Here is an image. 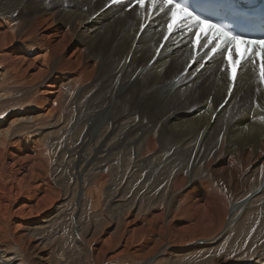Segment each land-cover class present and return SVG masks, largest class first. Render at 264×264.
<instances>
[{
	"label": "bare ground",
	"instance_id": "1",
	"mask_svg": "<svg viewBox=\"0 0 264 264\" xmlns=\"http://www.w3.org/2000/svg\"><path fill=\"white\" fill-rule=\"evenodd\" d=\"M110 1L0 0V256L14 255L0 264H264V82L255 58L233 81L220 55H205L206 40L193 45L187 31L165 40L167 16L150 0ZM68 92L71 126L58 112ZM89 122L98 124L85 129ZM62 131L79 134L64 144L65 163L83 179L136 153L138 189L148 195L122 184L100 208L99 173L81 190L94 226L84 228L77 208L72 243L54 256L40 234L62 204L40 141Z\"/></svg>",
	"mask_w": 264,
	"mask_h": 264
},
{
	"label": "rangeland",
	"instance_id": "2",
	"mask_svg": "<svg viewBox=\"0 0 264 264\" xmlns=\"http://www.w3.org/2000/svg\"><path fill=\"white\" fill-rule=\"evenodd\" d=\"M60 19V17H59ZM64 20V19H62ZM65 21V20H64ZM66 22V21H65ZM221 59V58H220ZM40 82H37L36 84H39ZM33 89H37L38 86L32 85ZM70 92H68L66 95H64L61 105L58 108V112L61 114V117L63 120L68 121L69 125L71 126L73 120L76 117L77 113V106L75 104V97L74 95H70ZM32 106V105H31ZM30 105H27L24 107V109H28L31 107ZM75 106V109H74ZM33 107H36L34 105ZM37 108H33L35 110ZM16 109H10V111H13ZM21 110V111H22ZM33 110L29 113V111H26L25 114H29L30 116L33 115ZM36 114V113H34ZM74 114V117H73ZM73 119V120H72ZM70 120V121H69ZM98 123L94 124L92 122H89L88 125L85 127V129H89L88 127L94 129ZM63 131L60 134L54 135L50 134L48 136L42 137L40 144H42L43 149H45V159H46V169L47 174L50 176V180L54 183L55 188L58 190V201L62 205L60 206V213L58 216L51 218L49 222L48 227L41 228L42 235L45 238L44 245L47 246L49 249L54 250V256L55 254L58 255V250L61 247L63 243L66 242L70 246L72 243V234L74 232V226H76L75 223H77V217L74 216V213L76 212L77 208H81V219L80 223L84 225V228L86 229V226L88 227L89 224L94 226L93 219H89L88 214V199L87 195L81 197V190H83V184L87 187L88 185H93V183L96 181L97 177L99 178L100 174L104 175V181L100 182V203L101 207L104 208L110 199L111 192L119 185L122 184H128L133 186V196L141 198L146 197L148 193L145 194V191H141L139 188H143L144 180L142 174L140 171H137L138 168H135L136 165V153H132V155H123L122 153L116 154L113 156L112 164L110 167H104V168H96L95 170L90 172H87L88 174L84 176V179L82 176H79V173L75 172L78 171V168H75L74 165L71 163L70 165H66L65 161L68 160V153L66 151V148H64V144L66 141L70 144L71 142H75L78 138L79 134L72 133L70 136H63ZM64 138V139H63ZM63 139V140H62ZM119 157L117 159V157ZM136 157V158H135ZM123 160V161H121ZM135 160V161H134ZM132 161V162H131ZM134 161V162H133ZM117 162V163H116ZM119 163V164H118ZM131 163V165H130ZM122 166H121V165ZM135 164V165H134ZM117 165V166H116ZM119 165V167H118ZM116 166V168H115ZM128 166V167H127ZM244 169L246 168H240V171L244 173ZM102 170V171H101ZM134 170V172H133ZM247 170V169H246ZM132 172V173H130ZM100 173V174H99ZM251 173V180H253V184L258 183L260 172L258 174V169H256L254 172ZM90 174V175H89ZM89 175V176H88ZM238 172L237 170H233L229 176L227 177L230 181L229 184L232 185L234 181L237 180ZM79 176V177H77ZM86 182H85V181ZM139 180V181H138ZM126 181V183H125ZM84 182V183H83ZM92 183V184H91ZM80 184V185H79ZM82 184V185H81ZM137 187H136V186ZM87 193V188H85ZM139 193V194H138ZM142 196H139V195ZM85 198V199H84ZM60 199V200H59ZM58 203V204H60ZM86 204V205H85ZM87 207V208H86ZM88 219V220H87ZM83 221V222H82ZM104 222V220H102ZM101 221V222H102ZM100 222V221H99ZM98 222V223H99ZM100 222V223H101ZM96 222V225L98 224ZM46 231V232H44ZM73 231V232H72ZM239 235V234H238ZM240 237V235H239ZM65 241V242H64ZM14 256V255H13ZM13 256L9 255L7 257L0 256V263H2L3 259H11ZM9 264H19L18 260H12L9 262Z\"/></svg>",
	"mask_w": 264,
	"mask_h": 264
},
{
	"label": "snow or ice",
	"instance_id": "3",
	"mask_svg": "<svg viewBox=\"0 0 264 264\" xmlns=\"http://www.w3.org/2000/svg\"><path fill=\"white\" fill-rule=\"evenodd\" d=\"M113 2H118V0H113ZM137 3L143 8L145 0H137ZM150 4L151 8L159 6L160 11L167 16L165 40H168L174 31L193 33L195 36V39L192 40L193 45H199L200 41L206 40L207 42L203 43L202 47L214 46L205 55L208 58L220 55L229 71V78L233 81L236 79V69L252 60L258 52L261 57L259 78L261 82H264V38L252 39L239 35L229 30L227 25L197 14L190 4V0H150ZM241 45L244 46L243 53L240 51Z\"/></svg>",
	"mask_w": 264,
	"mask_h": 264
}]
</instances>
